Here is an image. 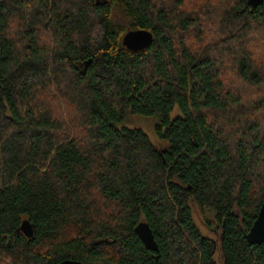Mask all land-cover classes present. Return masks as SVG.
Returning <instances> with one entry per match:
<instances>
[{"label":"trees","instance_id":"16d2710c","mask_svg":"<svg viewBox=\"0 0 264 264\" xmlns=\"http://www.w3.org/2000/svg\"><path fill=\"white\" fill-rule=\"evenodd\" d=\"M129 30L152 44L128 51ZM262 42L264 0H0V264H214L196 211L222 264H264L245 239L264 201ZM131 116L158 118L161 147Z\"/></svg>","mask_w":264,"mask_h":264},{"label":"water","instance_id":"95a60500","mask_svg":"<svg viewBox=\"0 0 264 264\" xmlns=\"http://www.w3.org/2000/svg\"><path fill=\"white\" fill-rule=\"evenodd\" d=\"M263 0H247V4L251 8H256L261 5ZM153 41V36L145 30H129L122 37V45L130 52H139L147 49ZM141 243L146 249L158 253V247L154 241L152 231L146 222H139L135 228ZM19 233L25 238L33 237L34 231L29 221L24 220L20 227ZM249 245H261L264 243V201L261 204L256 219L245 236ZM59 264H82L74 260H65Z\"/></svg>","mask_w":264,"mask_h":264},{"label":"rangeland","instance_id":"374dc122","mask_svg":"<svg viewBox=\"0 0 264 264\" xmlns=\"http://www.w3.org/2000/svg\"><path fill=\"white\" fill-rule=\"evenodd\" d=\"M212 36L211 35H207V38L210 39ZM256 42V41H255ZM254 43H251V45H253ZM257 54L261 55L262 58H264V42L259 43V49L257 50ZM262 63V62H261ZM226 81L227 85H230L233 83L237 84L238 86L240 85V88H242V90H246L248 96L250 97H258V93L260 91H254V90H249L245 87H243L241 84H238L237 81H233L234 78H231V76H228ZM231 80V81H230ZM245 92V91H244ZM178 114V110L175 109L172 114L171 117H175ZM158 122V118L157 117H153V118H143V117H139V116H131L129 121H128V125L132 128H139L141 129L148 137L149 139L154 142V144L157 147H161V144L159 142H157V137L155 135L154 132V127ZM194 218L195 221L197 222L198 226L200 227L201 231L203 232L204 235L212 238L216 243V249H215V253L213 255V261L214 264H222V259H221V255H220V251L218 248V235L217 232H211L210 230L206 229V227L203 225V221H202V216L199 215L198 211L194 212Z\"/></svg>","mask_w":264,"mask_h":264}]
</instances>
